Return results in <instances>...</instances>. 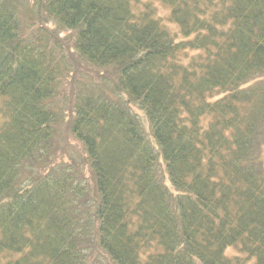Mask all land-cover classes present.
<instances>
[{
  "label": "trees",
  "instance_id": "obj_1",
  "mask_svg": "<svg viewBox=\"0 0 264 264\" xmlns=\"http://www.w3.org/2000/svg\"><path fill=\"white\" fill-rule=\"evenodd\" d=\"M0 113V264H264V0H0Z\"/></svg>",
  "mask_w": 264,
  "mask_h": 264
},
{
  "label": "rangeland",
  "instance_id": "obj_2",
  "mask_svg": "<svg viewBox=\"0 0 264 264\" xmlns=\"http://www.w3.org/2000/svg\"><path fill=\"white\" fill-rule=\"evenodd\" d=\"M160 13L163 14L164 17H168V12H167V10L164 9V8H162V7H160ZM3 122H4V117H3L2 114L0 113V127L2 126ZM263 152H264V151H263ZM76 153H77L78 155H80L79 152H76ZM76 153H75V154H76ZM231 252H236V251H235V250H231Z\"/></svg>",
  "mask_w": 264,
  "mask_h": 264
}]
</instances>
